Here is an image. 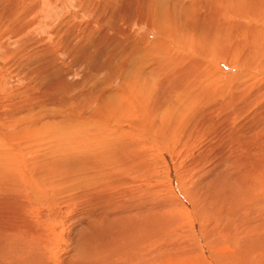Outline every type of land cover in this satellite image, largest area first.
<instances>
[{"label": "rangeland", "instance_id": "rangeland-1", "mask_svg": "<svg viewBox=\"0 0 264 264\" xmlns=\"http://www.w3.org/2000/svg\"><path fill=\"white\" fill-rule=\"evenodd\" d=\"M44 1L0 0V264H45L49 260L47 255L43 257L46 252L53 256L54 264H150L155 258L154 263L174 259L172 255L181 249L191 250L192 236L187 234L200 237L198 241L206 249L198 224L205 228L210 225L211 217L217 216L218 209L231 198L242 202L248 195L253 197L254 185H259L256 180L264 179V164L260 160L248 163L247 157L237 161L221 157L218 148L208 146L203 135L193 137L197 144L171 138L167 145L174 146L162 148L165 138L160 130L154 141L142 128H137L141 136L133 128L109 133L104 117L116 122L133 105H139L149 118L156 115L158 125L164 121L173 126L172 119L180 123L185 117L175 109V97L178 94V99L181 95L184 99L182 88L191 76L187 67L197 74L198 66L188 64L187 74L182 68L184 61L162 63L167 52L161 45L166 28L175 26L177 30L176 24L182 26L183 19L191 22L200 8V16L206 12L217 15L220 6L226 11L238 7L245 12L252 1ZM237 10L236 16L240 13ZM225 13L223 16L232 23L214 46L216 51L223 46L231 53L238 46L232 41L240 38L232 39L242 30L236 29L241 22ZM246 19L247 29L252 30L257 21L254 16ZM206 22L205 32L209 30ZM200 27L202 34L203 24ZM256 32L255 36L246 33L244 38L264 40L260 31ZM194 34L181 32L182 42L187 39L192 44ZM167 38H171L168 43L178 46L179 36L173 30ZM210 38L214 40L213 35L198 39L201 47L212 46ZM187 51L198 55L195 50ZM255 53L256 49L249 53L250 63ZM257 53L263 54L260 50ZM235 58L244 69L247 64L242 51ZM235 61L231 54H218L212 60L211 75L216 74L220 85L227 78L231 82L238 78L240 66ZM215 81L212 77L213 84ZM221 98L226 100V96ZM132 118L128 116V121ZM13 154L25 161L31 179L23 180L19 172L13 175ZM250 182L255 183L249 188ZM33 192L38 193L36 198ZM193 201L198 206L194 207ZM170 204L177 211L175 207L171 210ZM260 206L264 207V202L256 207ZM162 223V232L157 234L154 228ZM206 243L205 254L210 257L213 248L223 242ZM226 247L228 244H223L222 248Z\"/></svg>", "mask_w": 264, "mask_h": 264}, {"label": "bare ground", "instance_id": "bare-ground-1", "mask_svg": "<svg viewBox=\"0 0 264 264\" xmlns=\"http://www.w3.org/2000/svg\"><path fill=\"white\" fill-rule=\"evenodd\" d=\"M188 1L195 2L194 0H188ZM231 1H233V0H231ZM251 1H252L251 4L246 9L244 8L245 12H241V10L239 9L240 13L237 16H236L234 11H236L238 9V7H234V9L230 8L228 11H226L225 9H223L220 6V11L217 15H215L216 12H212V13L206 12L205 15L201 14L202 16L204 15V17L202 19V16H200L202 8H200L194 12V15H193L194 17L192 18L191 22L189 21V18H188V21L186 19H183L181 21L182 26L184 28H182L180 22H179V24H176L177 30L174 29L175 26L174 27L172 26L170 28H166L168 30V33L162 36L161 45L163 44L162 46H166L167 52L163 53L164 55H162V59H161L162 63L164 65H166V63L169 64V62H175L176 63L175 65H177V63L179 61H184L182 64V66H185V67H182L183 71H186V73H187V71H188L187 68H189L190 72H191V76L188 75L190 77V80L188 79L189 77L186 78L187 82L185 83V87L182 88V91L185 90V94H183V95H185L184 99L181 98V97H183L182 95L178 99L177 98L178 94L175 97V99H177V101L175 103L176 104L175 109L178 110L180 115L185 117V118H180V120H179L180 123H177V119H172V122L174 124L173 126H171V124L169 125V123H167V122L163 123L164 122L163 120H162L163 122L158 125L156 115L149 118L150 115L145 114V111L142 107H140L139 105H133L132 109H130L128 112L125 111V115L121 116L118 119V121H116V122L115 121L112 122V118L104 117L105 118L104 121L107 125L106 130H108L109 133H110L109 130H116L114 132H117V130H118L119 132L122 133V132H126V130H128V128H133L136 130H137V128L138 129L142 128L145 130V132H143L144 135L145 134L149 135L150 139L153 141L157 140L159 138V137L157 138V132H159V130H160V133L164 134L163 137L165 138V139H163L162 142L159 139V142H161V147L163 146L162 148L174 146V145H172V146L167 145L168 144L167 141L168 140L172 141V139H174V142H176V141L179 142L178 140H180V141H189V142L191 141V144H194V143L197 144L198 141L195 140L194 138L197 136L198 137L197 139H199L203 135V136H206L208 139V143H207L208 146H215L218 148V150H219L218 155H220L221 157L222 156H228L229 158H231L230 161H237V160H240V159L247 157V160L249 161L248 163H250L251 161H253L254 163L259 162V160H260L261 163L264 164V100H263L264 99V40L258 42L259 40L256 39L257 35L255 37L256 40H254L252 38L253 39L252 41L249 38H246V39L244 38L246 33H250V34L254 33V36H255V33H257L256 32L257 30L260 31L262 36H264L263 35L264 34V0H251ZM45 2H46V0L44 1V3ZM216 2H217V0H216ZM257 3L260 5H258L256 7L252 6V5H257ZM232 4H234V3H232ZM238 4H239V2H238ZM53 5H54V2H51L50 6L53 7ZM234 5L238 6L236 4H234ZM195 6H190V7L193 8V10H194ZM212 6H214V5H212ZM212 10H213V7H212ZM224 12H226L229 15H233L236 18V21L234 20L235 22H241L240 24L237 23L238 27L237 28L235 27V28L236 29H242V30L236 31L235 32L236 36L234 39H232V40H235L236 38H240V39H236L237 41H232L235 44L234 46H236V45H238V46L234 50H232L231 53H229V51L226 52L225 49H222L223 46L222 47L219 46L217 51H216L215 46H214V45H218V42L220 41L222 35L225 34V31H226L225 27H227V24L230 25L232 23V22L230 23L229 21L226 20L227 17L225 18L223 16ZM208 16L210 18V21L206 22ZM253 16H254L255 20L257 21L256 25L253 27V29H255V30H253V29L251 30L249 27H248L249 29H247L248 24L246 25V23H247L246 18L247 17H253ZM217 17H219V19ZM243 17H246V18H243ZM204 22L209 24V30L210 31L209 30L207 31V29H206V32H205V25H204L205 23ZM195 23H197V26H195ZM201 24H203V26H204V28L202 27L204 30L202 32V34H200L201 31H198L199 29H201V27H200ZM190 25H191V27H190ZM193 26H194V28H193ZM171 30H173L179 36V38H178L179 43H177L178 46H175V43L172 44L170 41H169L170 43H168L166 41V40H171V38H167L168 36H170ZM188 31L191 33H193V31H195V34L193 35L195 38H193L192 44H188L187 39H186V42H182V38L180 36L181 32L186 33ZM211 35L214 36L213 41L211 40V38L209 39L211 42H213L212 46L201 47L200 43L198 42V39L201 41L202 40L201 37H206V36L210 37ZM259 36L261 37V35H259ZM182 37H183V35H182ZM241 37H243V38H241ZM247 39H249L250 41ZM229 42L230 41H228V43ZM186 44H188V46H186ZM195 45H196V47H195ZM177 47L180 50H178ZM200 48H202V49H200ZM187 49H189L190 52H191V49L197 51V54H198L197 57L190 55V53L187 51ZM253 49H256V53L254 55V59L252 60V63H250L249 59H250L251 55L249 53H252ZM258 50H260L263 53L261 56L257 53ZM239 51L240 52L242 51V53L245 57V61L247 64L244 67L245 70L242 69L238 59L235 58V55ZM218 54H220V57H223V56L226 57V56H229L231 54V57L234 60H236L235 61L236 64H238L240 66V68L238 69L240 71V74H236V76L238 78L235 77L236 79L234 78L232 80V82H231V80H229L227 78L226 80H224L225 83H223V85H220L219 80L216 79V77H215L216 74L211 75L212 73H211L210 67H209L212 60L215 59L216 56H218ZM248 54H249V56H248ZM217 59H219V58H217ZM193 62L198 66L197 74H194L195 69L193 70L192 68L187 67L188 64L193 63ZM233 63H234V61H233ZM227 65H229V64L227 63ZM234 65H235V63H234ZM171 67H172V65H171ZM192 67H194V66H192ZM237 68H235V69H237ZM164 73H162V74H164ZM175 73H176V71H175ZM230 73H232V72L230 71ZM235 73H238V71ZM168 75H169V72H168ZM184 75H186V74H184ZM171 76H172V73H171ZM175 76L176 75H174V77ZM211 76L213 77V79H215L217 81L216 84L212 83V77ZM179 77H180V75H179ZM229 84H231L233 86H229ZM175 85H173V86L175 87ZM177 87H179V86H177ZM177 87H175V88H177ZM148 90H150V89H148ZM173 90H177V89H173ZM173 90H171V91H173ZM128 93H130V92H128ZM170 94H172V92ZM161 95H164V93ZM159 96H160V92H159ZM167 96H169V95H167ZM222 96H226L225 101L220 100V99H222L221 98ZM128 97H129V95H128ZM123 98L125 99V97H123ZM161 99H162V97H161ZM195 99H197L196 102L198 103V105L194 107L193 106L194 104L192 105V103ZM261 99H262V102L260 101ZM168 100L169 99H167V101ZM169 102H170V100H169ZM119 103H120V101H119ZM166 106H168V105L166 104ZM171 106H169V107H171ZM128 116L133 117L132 121H128ZM102 120H103V118H102ZM112 126H113V128H112ZM133 131H135V130H133ZM103 132H105V131H103ZM137 132H138L137 134L141 136V133H140L141 131L137 130ZM106 137H108V136H106ZM139 139H140V137H139ZM150 139H149V141H150ZM143 141H146V140H143ZM260 152H262L263 155H261ZM17 157H18L17 154H15V155L13 154V165L15 164L14 165L15 167L12 168L13 169V175L15 174V176H16L17 172H19L20 177L23 180L25 178L27 180L28 178H30L29 176H31L27 172L29 170L26 167L25 161L23 163V161L20 160V157L19 158H17ZM130 159H132V157L131 158L129 157V160ZM219 160H220V158H219ZM4 161H5V159H4ZM130 161H132V160H130ZM252 166L255 167L258 165H252ZM120 170H122V169H120ZM6 173H8V172L6 171ZM17 177H19V176H17ZM37 177H40V176L38 175ZM16 179H19V178H16ZM260 180L261 179L256 180V182H259V185L258 184L254 185L255 186V193H254L253 197L250 198V195H248L242 202H240V199L231 198L226 206H223V205L221 206V208L226 209L227 211L220 210L221 208L218 209L217 216L222 215V214L228 215V216L211 217L210 225H208L206 228L203 227L201 223L198 224L199 229L202 233L203 243L206 246V249H208V245H209V244L207 245L206 242L211 243V244H214V243L216 244V242L219 239H221V241L223 242V243H218L216 248H213V252L211 253L210 257L205 254L206 249L198 241V239L201 240L200 237H198L197 239H194L193 234H187V236H192L190 239L189 245H191L193 250L187 249L189 247H187L184 250L181 249V252L179 250L176 253V256L178 255V262L177 263H175V258H176L175 255H172V256H174L173 257L174 259L166 260L164 258L163 260L156 261L154 263V261L156 260V258H155L154 260H152L151 263H153V264H166V263L167 264H191L193 262V264H264V207L260 206V208L258 207L259 209L256 207L258 204L264 202V179H262L261 181ZM254 183L255 182H250L248 184V187L250 188L251 186H253ZM36 184L40 188L47 190L46 188H44L43 184H40L38 182H36ZM25 190H27V189H25ZM28 190H30V188ZM34 192L31 194L34 197L38 196V193H34ZM238 197H240V196H238ZM28 198L30 199V197H28ZM31 198H32V196H31ZM33 205H34V203H33ZM192 205L194 207H195V205L198 206L196 201H193ZM168 207H170L172 210V208L175 206L173 204H170V206H168ZM244 209H248V211L245 212L244 214L240 215L239 213H241V211H243ZM174 211H177L176 207H175ZM49 214H51V213H49ZM174 214L177 215L175 212H174ZM214 218H216L217 220H215ZM173 220L174 219H172V221ZM218 220L225 221L226 223L221 224L220 221H218ZM219 223H220V228L217 227V225ZM161 225H163V223L160 224L159 226H156V227L154 226L155 227L154 229L157 231V234L162 232V231L160 232ZM221 226H222V228H221ZM218 229H221V234L218 233ZM194 231H196V230L194 229ZM157 234H155L153 232V235L156 236ZM143 235L145 236V234H143ZM140 238H141V236H140ZM225 243L228 244V248L227 247L222 248L223 244L225 245ZM47 246H49V245H47ZM41 248H39V249H41ZM128 248H130V247H128ZM43 249H45V248H43ZM52 250H54V249H52ZM175 250H176V248H175ZM23 252L25 253V251H23ZM138 252L141 253L140 251H138ZM7 253H9V251H7ZM46 253H44L43 257H45L47 255L49 260H47L44 263L45 264H54L53 256L50 255L49 252L47 254ZM171 253H172V251H171ZM41 254H43V251L41 253H39V255H41ZM27 255H29V254H26V256ZM144 255L149 256L147 253H144ZM22 256H23V254H22ZM132 256H135V255H132ZM9 257H10V254H9ZM169 257H171V256H169ZM31 258H33V257H31ZM45 258H43V259H45ZM59 258H56L55 262L60 263L61 259L59 261L58 260ZM140 258L142 259V257H140ZM20 259H22V257ZM24 259L22 261H24ZM118 259H119V257H118ZM28 260H30V259H28ZM43 261H45V260H43ZM28 262H30V261H28ZM31 262H34V260ZM36 262H38V261H36ZM125 262H126V260H125ZM214 262H216V263H214ZM149 263H150V261H149ZM121 264H124V263H121Z\"/></svg>", "mask_w": 264, "mask_h": 264}]
</instances>
